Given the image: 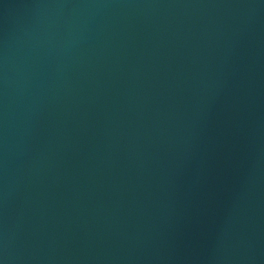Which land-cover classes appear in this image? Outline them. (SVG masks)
I'll return each instance as SVG.
<instances>
[{"label": "water", "instance_id": "1", "mask_svg": "<svg viewBox=\"0 0 264 264\" xmlns=\"http://www.w3.org/2000/svg\"><path fill=\"white\" fill-rule=\"evenodd\" d=\"M0 264H264V0H0Z\"/></svg>", "mask_w": 264, "mask_h": 264}]
</instances>
